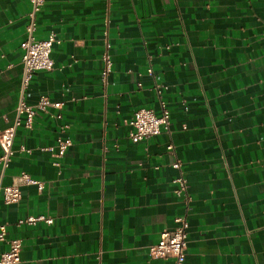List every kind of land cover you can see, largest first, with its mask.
Returning a JSON list of instances; mask_svg holds the SVG:
<instances>
[{
	"label": "crops",
	"instance_id": "0c3cea01",
	"mask_svg": "<svg viewBox=\"0 0 264 264\" xmlns=\"http://www.w3.org/2000/svg\"><path fill=\"white\" fill-rule=\"evenodd\" d=\"M31 9L0 0V129L16 119ZM52 32L54 67L33 73L27 101L62 105L32 126L22 114L0 161L3 184L21 171L44 181L17 202L0 194V223L23 240L16 264H170L149 245L179 215L183 264H264V0H44L35 35ZM163 103L169 129L134 141L135 110ZM59 136L72 141L61 156ZM30 214L54 221L19 222Z\"/></svg>",
	"mask_w": 264,
	"mask_h": 264
},
{
	"label": "built area",
	"instance_id": "2783aa9c",
	"mask_svg": "<svg viewBox=\"0 0 264 264\" xmlns=\"http://www.w3.org/2000/svg\"><path fill=\"white\" fill-rule=\"evenodd\" d=\"M32 9L29 13L30 20L26 25L27 36L22 41V77L20 84L19 101L15 107L16 119L15 122L4 129H0V145L2 154L0 161L2 170L4 171L9 165L15 149L13 141L18 125L21 123L22 114H25L26 126H32L33 118L36 112L46 110L48 106L53 105L60 107L62 101H53L47 95H42L35 103H29L27 96L29 94L28 87L33 73L38 69H52L54 67V59L51 56L54 42L58 41L56 33L52 32L47 37L38 38L35 35L37 11L40 9L44 0H31ZM110 47L107 45L103 53L104 66L101 72L102 81L107 82V76L111 71L112 58L110 55ZM152 71V68H149ZM58 116L61 113L57 114ZM134 129L130 132V136L134 141L145 139L151 135L160 133L163 128L169 129L170 126V110L165 103L162 104L161 113H157L153 108L140 107L135 110L132 119L130 120ZM72 144L69 137H58V150L55 155L61 156L66 149ZM168 149L173 147L172 143L167 145ZM54 149V147H50ZM20 150H30L22 146ZM58 164V161H55ZM181 161L179 159L173 162V166L180 168ZM13 182L3 184L0 178V194L6 203L19 201L22 195L21 187L24 184H37L38 187L44 186V181L31 175L27 171H21ZM174 181L177 183L176 191L178 194L186 193L187 178L183 173H179ZM40 220L53 222L54 217L46 214H30L27 217L19 219V222H28L35 224ZM176 225L173 228H164L161 231L160 238L157 242L149 245V252L155 257H172L173 261L170 264H183L186 259L187 247V218L179 215L175 218ZM7 224L0 223V240L5 241L8 247L0 251V264H16L21 260V249L23 240L18 236H7Z\"/></svg>",
	"mask_w": 264,
	"mask_h": 264
}]
</instances>
